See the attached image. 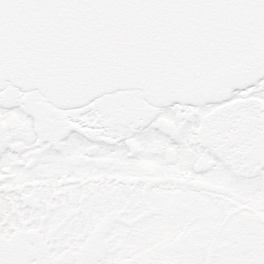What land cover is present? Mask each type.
Here are the masks:
<instances>
[{
	"label": "snow or ice",
	"instance_id": "6c2138e0",
	"mask_svg": "<svg viewBox=\"0 0 264 264\" xmlns=\"http://www.w3.org/2000/svg\"><path fill=\"white\" fill-rule=\"evenodd\" d=\"M0 264H264V0H0Z\"/></svg>",
	"mask_w": 264,
	"mask_h": 264
}]
</instances>
